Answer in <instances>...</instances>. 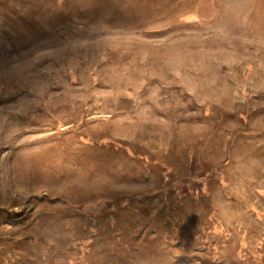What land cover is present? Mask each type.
Masks as SVG:
<instances>
[{"label": "rangeland", "instance_id": "obj_1", "mask_svg": "<svg viewBox=\"0 0 264 264\" xmlns=\"http://www.w3.org/2000/svg\"><path fill=\"white\" fill-rule=\"evenodd\" d=\"M0 264H264V0H0Z\"/></svg>", "mask_w": 264, "mask_h": 264}, {"label": "crops", "instance_id": "obj_2", "mask_svg": "<svg viewBox=\"0 0 264 264\" xmlns=\"http://www.w3.org/2000/svg\"><path fill=\"white\" fill-rule=\"evenodd\" d=\"M82 134H87L86 129L82 128L79 132V135H75V137H73V142H74L73 145H95V144H88L84 140L85 138L82 136ZM90 136L93 137V135H90ZM121 141H124L125 145H128L129 137L127 135L122 136Z\"/></svg>", "mask_w": 264, "mask_h": 264}]
</instances>
